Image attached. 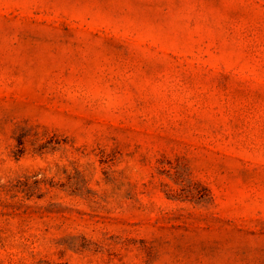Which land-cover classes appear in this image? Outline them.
<instances>
[{"label":"rangeland","instance_id":"374dc122","mask_svg":"<svg viewBox=\"0 0 264 264\" xmlns=\"http://www.w3.org/2000/svg\"><path fill=\"white\" fill-rule=\"evenodd\" d=\"M0 264H264V0H0Z\"/></svg>","mask_w":264,"mask_h":264}]
</instances>
